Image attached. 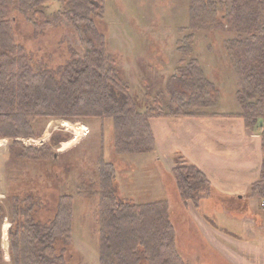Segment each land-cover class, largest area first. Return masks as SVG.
I'll list each match as a JSON object with an SVG mask.
<instances>
[{
	"label": "trees",
	"instance_id": "trees-1",
	"mask_svg": "<svg viewBox=\"0 0 264 264\" xmlns=\"http://www.w3.org/2000/svg\"><path fill=\"white\" fill-rule=\"evenodd\" d=\"M53 1L0 0V139L36 137L33 122L37 120H111L119 155L153 153L156 144L151 119L202 117V110L214 106L218 92L204 77L198 60L192 59L173 77L175 91L168 111L156 100L140 112L125 73L108 52L106 38L95 22L104 16L106 0H56L86 52L76 55L58 75L35 71L16 42L11 16L15 9L26 17L32 14L38 19L33 26L41 30L49 23L40 8L48 10ZM218 11L224 14L217 23ZM190 15L193 29L217 31L226 22L238 35L228 42L227 52L238 71L236 99L241 112L229 116L243 119L245 129L254 130L264 120V0H193ZM261 136L263 164L250 198L264 200V129ZM13 147L30 157L51 146L46 144L38 151L17 143ZM173 161L179 201L183 205L191 202L198 209L209 195L208 181L182 155L175 154ZM98 178L95 221L100 264H183L168 203L136 205L119 199L115 167L104 158L98 163ZM24 215L22 233L19 229L16 234L9 232L14 239L9 248L13 264H67L60 244L73 246V198L62 196L53 217L44 223L29 212ZM14 225L17 227L16 222Z\"/></svg>",
	"mask_w": 264,
	"mask_h": 264
},
{
	"label": "rangeland",
	"instance_id": "rangeland-1",
	"mask_svg": "<svg viewBox=\"0 0 264 264\" xmlns=\"http://www.w3.org/2000/svg\"><path fill=\"white\" fill-rule=\"evenodd\" d=\"M192 1L106 0L104 16L101 20L95 18L98 31L106 38L108 52L125 73L131 86L130 95L140 112L156 100L163 105L165 112L168 111L171 95L175 91L173 77L192 59L198 60L204 77L218 92L214 106L202 110L205 113L202 116L241 112L235 99L238 71L227 52L228 42L238 38V35L226 22L217 31L191 28ZM40 10L45 11L49 23L47 27L37 29L32 24L38 20L37 17L32 14L26 17L15 9L11 16L13 33L35 71H50L58 75L76 55L83 56L86 47L56 0L48 10ZM223 14L222 11L217 12V23ZM188 99L184 97L185 102ZM54 123L49 120L34 121L36 137L0 139V264H13L9 248L14 239L9 232L16 234L19 229L22 233L25 212L44 223L53 217L59 199L64 195L73 198L72 241L74 238L77 247L89 252L85 259L73 246L66 247L62 243L60 248L66 255L65 261L67 264H100L95 221L99 203L100 159L104 158L114 165L116 195L124 202L144 205L172 201L170 187L177 191L172 171L171 174L168 168L165 171L155 160L156 150L124 156L115 151L116 138L111 120L64 121L57 127ZM259 124L262 127L258 125L254 130L262 134L264 120ZM258 132L256 134L259 135ZM22 140L39 143L27 147ZM14 143L36 151L46 144L51 147L28 157L21 148L13 147ZM156 192L160 195L151 199L153 195L157 196ZM179 200L177 194L176 203ZM16 212L19 214L15 220ZM6 236L8 250L4 249ZM183 255V264H202L201 257L192 258L184 251Z\"/></svg>",
	"mask_w": 264,
	"mask_h": 264
},
{
	"label": "crops",
	"instance_id": "crops-1",
	"mask_svg": "<svg viewBox=\"0 0 264 264\" xmlns=\"http://www.w3.org/2000/svg\"><path fill=\"white\" fill-rule=\"evenodd\" d=\"M216 114L150 120L155 160L165 171L173 170V156L180 154L209 183V195L198 209L191 202L176 203L178 193L170 187L173 197L167 203L177 249L183 263L184 251L192 258L201 257L202 264H264V200L250 198L261 175L262 137L258 130H246L243 120L229 116L239 112ZM156 194L151 199L160 195ZM73 247L87 259L88 249L77 247L74 238Z\"/></svg>",
	"mask_w": 264,
	"mask_h": 264
},
{
	"label": "built area",
	"instance_id": "built-area-1",
	"mask_svg": "<svg viewBox=\"0 0 264 264\" xmlns=\"http://www.w3.org/2000/svg\"><path fill=\"white\" fill-rule=\"evenodd\" d=\"M20 142V141H19ZM22 143L25 145V146H35L37 145V143H39V141H35V140H22ZM263 206H264V203H263Z\"/></svg>",
	"mask_w": 264,
	"mask_h": 264
},
{
	"label": "water",
	"instance_id": "water-1",
	"mask_svg": "<svg viewBox=\"0 0 264 264\" xmlns=\"http://www.w3.org/2000/svg\"><path fill=\"white\" fill-rule=\"evenodd\" d=\"M61 124H62V121H55V123H54V125L57 127V126H61ZM7 232V231H6ZM5 232V234H7ZM5 244H4V249L5 250H8V246H9V242H8V238H7V236H6V238H5V242H4Z\"/></svg>",
	"mask_w": 264,
	"mask_h": 264
},
{
	"label": "bare ground",
	"instance_id": "bare-ground-1",
	"mask_svg": "<svg viewBox=\"0 0 264 264\" xmlns=\"http://www.w3.org/2000/svg\"><path fill=\"white\" fill-rule=\"evenodd\" d=\"M70 127V126H69ZM73 128V127H72ZM3 142V141H2Z\"/></svg>",
	"mask_w": 264,
	"mask_h": 264
}]
</instances>
